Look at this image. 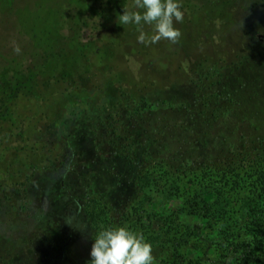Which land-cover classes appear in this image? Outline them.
Here are the masks:
<instances>
[{
  "label": "trees",
  "instance_id": "1",
  "mask_svg": "<svg viewBox=\"0 0 264 264\" xmlns=\"http://www.w3.org/2000/svg\"><path fill=\"white\" fill-rule=\"evenodd\" d=\"M180 3L184 19L174 21L181 31L175 44L164 39L138 43L137 26L118 22L125 8L133 9L134 0H89L75 13L69 10L47 42L28 43L18 54L0 56V213L9 231L28 217L24 207L32 200L27 186L34 174L60 165L63 143L75 153L67 131L74 111L76 120L91 128L97 153L129 160L147 194L160 174L264 172V49L251 29L253 13H264V0ZM143 31L150 35L152 27L143 25ZM179 84L188 87L187 96L168 95ZM93 106L100 122L84 114L92 113ZM51 127L57 140L46 138ZM216 205L193 208L201 221L187 234L178 218L168 220L162 205L152 214L126 210L120 221L130 220L131 229L151 243L153 264H172L177 253L174 264H202L201 240L193 239L186 256L178 246L190 234L202 233L204 225L219 223ZM261 210L251 203L249 218L257 219ZM109 225L102 216L96 233ZM36 234L31 232L30 239ZM11 235L12 252L6 246L0 264H18L23 257L14 245L19 235ZM255 237L245 246L252 255ZM68 241L62 242L64 259L70 255ZM243 255L226 264H244Z\"/></svg>",
  "mask_w": 264,
  "mask_h": 264
},
{
  "label": "rangeland",
  "instance_id": "2",
  "mask_svg": "<svg viewBox=\"0 0 264 264\" xmlns=\"http://www.w3.org/2000/svg\"><path fill=\"white\" fill-rule=\"evenodd\" d=\"M88 2L0 0V56H12L16 45L21 52L28 43L47 42L57 33L61 20L69 10L78 11ZM251 27L264 49L262 10L253 13ZM188 90V87L179 84L172 87L168 95L184 98ZM91 109L92 113L84 114L91 118L95 116L100 122V112L94 106ZM77 118L79 114L74 111V121L70 122V126L67 124V131L71 130L72 133L75 153L63 143L64 158L60 165H49L37 172L27 186L32 199L24 207L28 217L21 222L17 220L9 231L7 218L0 213V255L7 254L6 246L12 252L9 245L11 234H18L20 238L14 240V245L23 253L18 264H62V242L68 238L70 255H65L63 264H73L72 261L76 259L91 260L90 250L96 230L102 226V216L113 224L109 227L127 226L131 229L130 220L120 221L122 213H127V210L134 214L136 211L152 214L162 205L169 213L168 220L172 222L173 218H178L176 220L184 229L182 234H187L201 221V218L194 216L193 208L213 207L217 203V214L221 215L219 223L206 224L200 231L202 233L190 234L189 240L178 246L179 254L186 256V251L193 249V239H199L203 257L197 256H200L202 264L231 263L241 254H244V264H264V172L246 171L225 177L208 172L180 177L160 174L157 183L151 181L149 188L154 189L147 194L143 192L145 183L136 179L130 161L118 155L102 156L97 153L91 128L83 127ZM46 138L58 139L53 127L47 131ZM251 203H258L262 208L255 220L248 216ZM18 228L23 231L18 233ZM35 231L37 234L31 240L29 235ZM254 236L252 255L246 252L245 246ZM27 243L30 251L27 250ZM177 257L178 253L170 262L174 264L178 261ZM5 264H16V261Z\"/></svg>",
  "mask_w": 264,
  "mask_h": 264
},
{
  "label": "clouds",
  "instance_id": "3",
  "mask_svg": "<svg viewBox=\"0 0 264 264\" xmlns=\"http://www.w3.org/2000/svg\"><path fill=\"white\" fill-rule=\"evenodd\" d=\"M183 19L180 0H134L133 9L125 8L118 16L121 25L137 26V41L146 46L162 39L177 43L181 31L174 26V21L182 23ZM143 25H150L152 34L143 31ZM13 51L19 53V46H14ZM90 256V264H153L154 260L151 243L142 233L127 226L109 227L95 233Z\"/></svg>",
  "mask_w": 264,
  "mask_h": 264
},
{
  "label": "water",
  "instance_id": "4",
  "mask_svg": "<svg viewBox=\"0 0 264 264\" xmlns=\"http://www.w3.org/2000/svg\"><path fill=\"white\" fill-rule=\"evenodd\" d=\"M262 39H264V35L262 36Z\"/></svg>",
  "mask_w": 264,
  "mask_h": 264
}]
</instances>
